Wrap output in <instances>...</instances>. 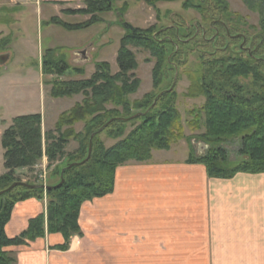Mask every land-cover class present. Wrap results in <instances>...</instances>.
<instances>
[{
	"label": "trees",
	"instance_id": "1",
	"mask_svg": "<svg viewBox=\"0 0 264 264\" xmlns=\"http://www.w3.org/2000/svg\"><path fill=\"white\" fill-rule=\"evenodd\" d=\"M117 1L85 0L83 8L62 11L66 15L90 16L84 22L71 24L53 16L43 23L69 31L82 30L103 22L102 14L115 12L118 24L125 30L117 53L119 71L113 74L109 62L98 61L91 78L52 82L53 98L85 96L80 104L59 115L54 131L43 132L41 113L16 116L3 131L1 143L6 173L0 176V191L22 181L16 175L17 169L34 168L43 157L48 159L47 184L52 188L17 186L0 196V264L16 262L6 248L28 244L46 234L61 233L65 242L56 248L67 250L71 237L82 233L79 224L82 205L114 191L119 166L129 161H150L153 151L169 150L184 138L176 86L171 88L177 69L187 65L190 55L196 54L200 63L197 71L188 72L191 83L186 96L206 97L203 107L191 112L194 129H200L198 119L204 114L203 137L210 144L241 136V159L233 164L227 149L205 143L206 154L195 157L191 149L187 162L204 164L213 178L264 173V0H245L248 9L262 15L259 28L251 26L256 29L254 33L249 32L245 18L233 11L227 0H142L156 10L158 24L164 19L169 21V24L148 28L126 21L124 14L129 4L119 6ZM178 1L184 10L201 13L202 20L189 21L183 14L171 11L163 14L157 7L160 2ZM244 38L246 43L242 47ZM130 47L147 50L156 58L152 73L154 90L133 101L129 96L139 90L141 80L135 75L139 64ZM57 50L48 48L42 56L44 75L60 78L70 69L65 60L54 56ZM76 72L85 73L83 69ZM180 76L179 72L178 80ZM166 82L168 87L162 89ZM110 120L113 121L100 132ZM137 121L139 124L127 133L128 125ZM79 122L85 126L83 131L76 132L74 126ZM93 133L90 159L66 169L63 184L54 188L62 181L63 169L86 159ZM102 133L117 140L116 143L107 147L99 137ZM71 140L78 143V148L70 153L66 147ZM30 198L40 201L46 198V212L32 218L20 235L9 237L6 225L14 206Z\"/></svg>",
	"mask_w": 264,
	"mask_h": 264
},
{
	"label": "crops",
	"instance_id": "2",
	"mask_svg": "<svg viewBox=\"0 0 264 264\" xmlns=\"http://www.w3.org/2000/svg\"><path fill=\"white\" fill-rule=\"evenodd\" d=\"M37 1H62L69 6L64 9L85 7V0ZM227 1L230 8L236 1L245 3ZM125 2L117 1L119 6ZM140 4L148 10L142 0ZM52 17L42 19L41 27L50 26L43 23ZM86 17L84 21L90 18ZM41 107L43 115V101ZM173 146L153 151L150 161L119 166L114 191L82 205V233L71 237L67 250L56 248L65 242L61 233L46 234L6 248L15 264H264V173L213 178L204 164L187 162L188 148L176 156L179 151ZM40 163L35 167L47 171V157ZM4 173L3 160L0 176ZM46 209V198L18 202L6 225L7 235H20Z\"/></svg>",
	"mask_w": 264,
	"mask_h": 264
},
{
	"label": "rangeland",
	"instance_id": "3",
	"mask_svg": "<svg viewBox=\"0 0 264 264\" xmlns=\"http://www.w3.org/2000/svg\"><path fill=\"white\" fill-rule=\"evenodd\" d=\"M126 2L129 4V8L124 14V18L134 26L148 28L155 24L159 26L169 24V21L165 19L158 24L156 10L150 6H148V10L144 8L145 6L142 7L140 0H126ZM66 7L69 6L67 4H54L50 1L0 0V55L9 53L7 64L0 65V123L5 119L6 125L3 127L0 124V162L4 160L1 130L11 124L13 117L40 113L43 101L45 120L43 122V132L47 133L55 130V124L61 113L70 110L77 103L80 104L83 101L85 97L83 94L61 99L53 98L50 95L52 82L62 79L79 80L91 78L95 72L96 62L102 60L110 63L113 74L119 70L117 53L125 30L118 24L117 14L115 12L102 14L103 22L82 30L69 31L54 24L41 27L42 19H48L54 15H60L68 23L83 22L87 18L84 15L65 16L62 9ZM157 7L163 14L166 11H171L183 14L189 21L202 20L201 13L194 9L184 10L180 1L160 2ZM5 9L7 11H4ZM231 9L245 18L246 28L249 29L250 33L256 31L251 26L259 28L262 15L258 11H251L241 1L232 3ZM50 47L57 48L58 50L54 56H58L60 60H65L70 66V69L62 79L57 78L56 75H44L41 71V58L47 48ZM130 49L136 54L139 64L135 75L141 80L139 90L129 96L133 101L143 98L144 95L154 90L152 73L156 58L152 57L149 51L142 48L130 47ZM83 50L86 51V56L81 54ZM147 59L151 61L147 62ZM199 63L200 61L196 54L190 55L187 65L180 68L181 76L177 80V85H175V90L178 94L177 107L182 116L184 126V138L176 143L178 144L177 146L176 144L173 146L179 151V153L175 152L176 156H180L181 151L187 152L188 148L189 150L193 149L195 157H201L206 154L208 149V145L205 143L210 144L203 137L206 132L204 114L198 119L200 129L195 130L191 113L193 110H200L203 107L206 97L198 96L192 98L186 96L187 89L191 83L188 72L197 71ZM77 69H83L85 73L80 74L76 72ZM168 85L169 82H166L162 89H165ZM138 124V121L130 123L127 133ZM84 126V122H79L74 128L76 132H80L83 131ZM99 137L107 147L114 145L117 141L111 139L106 133L100 134ZM210 145L227 149L229 160L233 164L241 159L239 152L241 136L224 138ZM77 148L78 143L71 140L66 147V152H75ZM42 169L41 166L31 169L27 168L26 172L16 173V175L23 182H38L41 180L39 174ZM47 172L49 173L48 170Z\"/></svg>",
	"mask_w": 264,
	"mask_h": 264
},
{
	"label": "water",
	"instance_id": "4",
	"mask_svg": "<svg viewBox=\"0 0 264 264\" xmlns=\"http://www.w3.org/2000/svg\"><path fill=\"white\" fill-rule=\"evenodd\" d=\"M245 42H246V41L244 40L243 44H245ZM242 47H243V45H242ZM81 54H82L83 56H86V51H85V50L81 51ZM8 59H9V53H5V54L0 55V65H5V64L7 63V61H8ZM178 75H179V70L177 69L176 74H175V79H174L173 87H172L171 89H173V88L175 87V85H176V83H177V80H178ZM171 89H170V90H171ZM160 95H162V93H161ZM156 102H157V101H155V102L153 103V106L156 104ZM137 116H139V115H136L135 117H137ZM112 121H113V120H110L107 124H105V125L100 129V132H102V131H103V130H104V129H105V128H106V127L112 122ZM94 137H95V133H93V134L91 135V137H90L88 156L86 157V159H85L84 161H82V162H74V163H71V164L68 165L65 169H63V171H62V181H61V183H59L57 186H54V188L59 187V186H61V185L63 184V182H64V180H65V179H64V171H65L66 169H70V168H72V167H74V166L84 164L85 162H87V161L90 159V157H91V155H92V151H93V139H94ZM202 148H203V146H202ZM17 186H24V187H26V188H30V189L44 188V189H47V190L50 189V188H52L51 186H48V185H45V184H30V183L23 182V181H21V182H14L9 188L0 191V196L6 194V193H8V192H10L11 190H13V189H14L15 187H17Z\"/></svg>",
	"mask_w": 264,
	"mask_h": 264
},
{
	"label": "flooded vegetation",
	"instance_id": "5",
	"mask_svg": "<svg viewBox=\"0 0 264 264\" xmlns=\"http://www.w3.org/2000/svg\"><path fill=\"white\" fill-rule=\"evenodd\" d=\"M244 40L246 41V39H245V38H244ZM244 40H243V42H244ZM243 42H242L241 46L243 45V47H244V45H245V44H243ZM245 43H246V42H245Z\"/></svg>",
	"mask_w": 264,
	"mask_h": 264
}]
</instances>
